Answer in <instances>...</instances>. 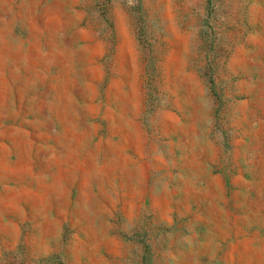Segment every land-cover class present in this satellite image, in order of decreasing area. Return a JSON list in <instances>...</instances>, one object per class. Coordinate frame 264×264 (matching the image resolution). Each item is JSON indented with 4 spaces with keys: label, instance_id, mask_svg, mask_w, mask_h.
Here are the masks:
<instances>
[{
    "label": "rangeland",
    "instance_id": "rangeland-1",
    "mask_svg": "<svg viewBox=\"0 0 264 264\" xmlns=\"http://www.w3.org/2000/svg\"><path fill=\"white\" fill-rule=\"evenodd\" d=\"M0 264H264V0H0Z\"/></svg>",
    "mask_w": 264,
    "mask_h": 264
}]
</instances>
